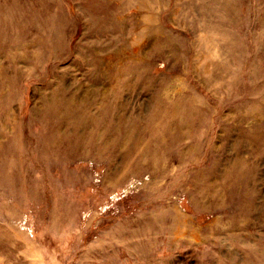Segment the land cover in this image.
<instances>
[{"label":"rangeland","instance_id":"374dc122","mask_svg":"<svg viewBox=\"0 0 264 264\" xmlns=\"http://www.w3.org/2000/svg\"><path fill=\"white\" fill-rule=\"evenodd\" d=\"M0 264H264V0H0Z\"/></svg>","mask_w":264,"mask_h":264}]
</instances>
